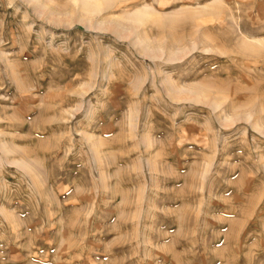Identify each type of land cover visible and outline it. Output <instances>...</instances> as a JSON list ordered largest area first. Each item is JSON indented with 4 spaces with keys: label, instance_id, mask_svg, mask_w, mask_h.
Instances as JSON below:
<instances>
[{
    "label": "rangeland",
    "instance_id": "obj_1",
    "mask_svg": "<svg viewBox=\"0 0 264 264\" xmlns=\"http://www.w3.org/2000/svg\"><path fill=\"white\" fill-rule=\"evenodd\" d=\"M0 264H264V0H0Z\"/></svg>",
    "mask_w": 264,
    "mask_h": 264
}]
</instances>
